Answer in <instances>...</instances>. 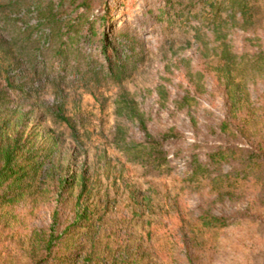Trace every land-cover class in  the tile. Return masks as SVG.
Here are the masks:
<instances>
[{"label": "rangeland", "instance_id": "1", "mask_svg": "<svg viewBox=\"0 0 264 264\" xmlns=\"http://www.w3.org/2000/svg\"><path fill=\"white\" fill-rule=\"evenodd\" d=\"M93 1L95 4L87 17L80 15L82 10L72 8L63 13L72 17L79 31L89 26L87 18L95 22L96 32L90 42L68 43L70 54L66 62L56 54L60 41L55 40L44 49L46 73L57 77L61 74L64 79L60 82L59 77L57 82L42 84L37 102H24L26 109L34 107V111L22 117L24 124L18 122L17 126L10 127V132L25 131V137L32 136L39 149L49 146L54 135L59 136V153L68 156V150L77 151L79 162L84 160L86 150L90 171L97 181L95 197L103 199L105 205L103 227L120 230L124 245L142 242L146 258L141 264H174L177 254L166 256L165 249L158 247L159 242L157 251L152 248V241L164 237L168 224L157 217L167 211L176 213V205L194 216L193 209L201 194L211 191L214 177L212 174L195 182L186 180L187 157L182 156L203 140L214 144L225 142L219 138L217 128L212 127L227 116L224 81L229 69L217 67L225 66L213 46L227 39L234 50L242 51L243 38L254 31L264 38V0L246 1V18L252 22L251 26L244 25L237 7L232 9L231 3L224 0L215 22L218 29L213 28L211 17L214 14L205 0ZM109 9L110 20L100 21L99 17ZM25 19L34 23L37 18L28 14ZM104 30L112 41L117 33H129L134 52L128 56L124 51L119 54L126 66L122 77L112 76L106 64L98 73L96 71L105 62L98 47ZM233 75L232 82L247 84L249 94L244 92L243 103L255 107L258 94L263 91L262 77L254 80L245 72H233ZM124 94L144 113L153 131L172 126L181 131L183 142L167 146L171 168L166 164L159 170L149 169L133 161L131 152L126 150L131 139H141V133L135 122L117 113ZM58 95L79 131L80 142L72 139L68 125L56 122L40 106L56 102ZM233 143L245 146L243 142ZM132 191L139 203L133 199ZM148 203H151L150 208L146 207ZM57 205L61 202H56V196L45 192L39 200L28 199L0 209L8 219L7 226L3 219L0 221V264H27L23 249L28 245L31 229L48 226ZM216 205L232 216L233 208L242 204ZM196 229L207 243L215 245L214 264H264V228L259 222L240 221L229 227L197 226ZM113 237L112 234L109 237L112 243Z\"/></svg>", "mask_w": 264, "mask_h": 264}, {"label": "trees", "instance_id": "2", "mask_svg": "<svg viewBox=\"0 0 264 264\" xmlns=\"http://www.w3.org/2000/svg\"><path fill=\"white\" fill-rule=\"evenodd\" d=\"M223 1L205 0L214 14L211 17L214 29H218L215 22ZM228 1L232 9L237 7L244 25L251 26L252 22L246 18V1L249 0ZM94 4L93 0H0V209L28 199L39 200L45 192L51 197L56 196L57 203L61 202L52 211L48 226L38 225L31 229L26 241L28 245L23 249L27 264H141L146 258L142 242L124 245L120 230L103 227L105 205L103 199L95 197L97 181L90 171L86 150L84 160L79 162L77 151L68 150V156L59 153V136L54 135L49 146L39 149L32 136L25 137V131L10 132V127L18 122L24 124L22 117L34 111V107L26 109L24 102H37L42 84L57 82L59 77L60 82L64 79L61 74L57 77L46 73L44 49L55 40L60 41L56 54L66 62L70 54L68 43L83 41L85 44L96 32L95 22L90 18H87L89 26L79 31L72 17L63 13L72 8L74 11L82 10L80 15L87 17ZM28 14L36 16L34 23L26 22ZM111 15L109 9L99 19L105 23ZM4 32L8 35L4 36ZM129 41V33H117L112 41L108 31L104 30L98 39V47L105 62L101 67H95L98 68L97 73L106 64L112 76L122 77L126 66L119 54L122 51L125 56L133 54ZM242 49L234 50L227 39L213 46V51L225 66L217 67L229 69L224 81L227 116L212 127L214 130L217 128L215 131H219L224 144L203 140L182 156L187 157L186 180L195 182L214 174L211 191L201 194L193 209L194 216H189L178 205L176 213L155 214L159 221H167L168 224L164 237H159L154 243L152 241V248L157 251L159 242L158 247L165 249L166 256L177 254L174 261L177 263L174 264L215 263V245L201 237L197 226L215 229L240 221H256L264 228V219H261L264 212V38L254 31L243 38ZM233 72H245L254 80L262 77L263 91L258 94L255 107L243 103L244 92L247 96L249 94L247 84L232 82ZM35 105L38 106L37 103ZM40 106L56 122L68 125L72 139L80 142L79 131L67 115L60 95L56 102ZM116 110L135 122L141 133V139H131L129 145L133 147L126 149L131 152L133 161L153 170H159L166 164L171 168L167 146L183 142L181 131L175 126L153 131L144 113L125 94ZM231 138L233 142L245 143V146L230 142ZM131 194L139 203L135 191ZM216 203L222 206L226 203L242 205L232 209V217L218 209ZM150 204L146 207L150 208ZM171 210H174L173 206ZM1 219L7 226L8 219L3 210ZM111 234L113 243L109 240Z\"/></svg>", "mask_w": 264, "mask_h": 264}]
</instances>
